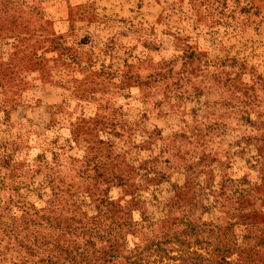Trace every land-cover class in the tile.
Returning <instances> with one entry per match:
<instances>
[{
  "label": "rangeland",
  "instance_id": "rangeland-1",
  "mask_svg": "<svg viewBox=\"0 0 264 264\" xmlns=\"http://www.w3.org/2000/svg\"><path fill=\"white\" fill-rule=\"evenodd\" d=\"M6 64L0 264H264V0H0Z\"/></svg>",
  "mask_w": 264,
  "mask_h": 264
},
{
  "label": "trees",
  "instance_id": "trees-1",
  "mask_svg": "<svg viewBox=\"0 0 264 264\" xmlns=\"http://www.w3.org/2000/svg\"><path fill=\"white\" fill-rule=\"evenodd\" d=\"M15 43L19 42L18 39H14ZM29 57V56H27ZM27 64V62H26ZM10 66V64H9ZM26 65H24L25 68ZM5 69L0 68V81L4 79V77L8 78L10 75H12L13 70L9 69L8 64L5 65ZM8 71V72H7ZM1 107H5L7 105L6 101H1L0 102ZM248 221L254 222L255 221V216L254 219H251V217H248ZM183 239H180L175 232L171 234L169 238H164L162 240H157L156 242H151L148 245L143 244L142 246L134 245V247L131 250H128L126 256L119 255L118 260H122L120 263H114V264H142L145 259H148L153 256L159 257H168L169 252H171L172 247H169L170 244L175 245V251L177 252V258L180 262V264H202L200 260L196 261V258H199L202 260V257L196 256L193 257V254L187 255L185 249H187V244ZM232 244V243H231ZM233 247V245H232ZM230 247H218L214 249L216 253H225L228 252ZM233 250H237L236 247H233ZM239 253H242L240 250H237ZM111 258V257H110ZM170 258V257H169ZM176 258V260H177ZM184 258V259H183ZM222 259V257H221ZM69 261H72V259H68ZM170 260H175L173 258H170ZM97 263L96 264H103L104 260L99 257L96 259ZM108 262V261H107ZM203 262V261H202ZM110 264H113L110 262ZM204 264V263H203Z\"/></svg>",
  "mask_w": 264,
  "mask_h": 264
}]
</instances>
